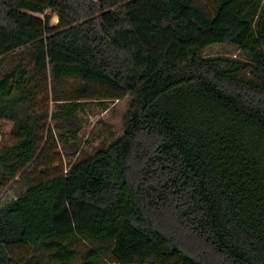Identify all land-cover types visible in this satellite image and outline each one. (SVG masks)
<instances>
[{
	"label": "trees",
	"instance_id": "trees-1",
	"mask_svg": "<svg viewBox=\"0 0 264 264\" xmlns=\"http://www.w3.org/2000/svg\"><path fill=\"white\" fill-rule=\"evenodd\" d=\"M205 6L0 0V191L40 156L51 84L80 81L63 124L127 101L109 146L0 204V264H264V0Z\"/></svg>",
	"mask_w": 264,
	"mask_h": 264
},
{
	"label": "rangeland",
	"instance_id": "rangeland-1",
	"mask_svg": "<svg viewBox=\"0 0 264 264\" xmlns=\"http://www.w3.org/2000/svg\"><path fill=\"white\" fill-rule=\"evenodd\" d=\"M149 5L155 6L159 0H147ZM206 0H172V7L189 5L202 17H209L205 6ZM53 17L52 24H56ZM206 55H236L230 46H215L205 52ZM6 63L5 68H9ZM80 81L78 79H64L59 84H51L49 88L38 96L32 106L26 111L27 115H41V122L45 127L40 131L43 136L39 144L37 160L25 172L20 173L14 181L0 191V204L12 200L24 192L29 186L53 176L55 173L67 170L74 162H79L96 153L101 148H106L113 140L122 135L123 116L127 101L106 104L87 102L81 104V109L75 112L74 121L63 124L59 119L60 106L54 103L55 99L61 102L75 100V93ZM60 102V103H61ZM46 115V116H45ZM12 123L0 119V147L12 144L10 136ZM78 131V133H76ZM75 152L74 155H71ZM42 169H47L42 171ZM98 244H81L78 249L84 252L89 248H96ZM76 259L74 264H79ZM102 264H107V260Z\"/></svg>",
	"mask_w": 264,
	"mask_h": 264
},
{
	"label": "water",
	"instance_id": "water-1",
	"mask_svg": "<svg viewBox=\"0 0 264 264\" xmlns=\"http://www.w3.org/2000/svg\"><path fill=\"white\" fill-rule=\"evenodd\" d=\"M58 22V19H56V23Z\"/></svg>",
	"mask_w": 264,
	"mask_h": 264
}]
</instances>
